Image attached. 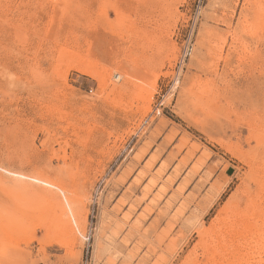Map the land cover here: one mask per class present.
Returning <instances> with one entry per match:
<instances>
[{"label": "rangeland", "instance_id": "obj_1", "mask_svg": "<svg viewBox=\"0 0 264 264\" xmlns=\"http://www.w3.org/2000/svg\"><path fill=\"white\" fill-rule=\"evenodd\" d=\"M263 185L264 0H0V264H264Z\"/></svg>", "mask_w": 264, "mask_h": 264}, {"label": "bare ground", "instance_id": "obj_2", "mask_svg": "<svg viewBox=\"0 0 264 264\" xmlns=\"http://www.w3.org/2000/svg\"><path fill=\"white\" fill-rule=\"evenodd\" d=\"M119 77H120V75L119 74H116V76H115V78L116 79H119ZM117 89V88H116ZM113 90H115V88H113ZM18 175H21V174H18ZM23 175V174H22ZM25 177H27V178H31V179H33V180H37V181H40V182H42L43 181V179H41V178H39L38 176H26V175H24ZM253 176V175H252ZM253 179V178H252ZM255 180H256V178H255ZM260 183V182H259ZM258 184V183H257ZM264 186V185H263ZM254 198V197H253ZM254 200V199H253ZM256 202V201H255ZM261 202V201H260ZM252 206V205H251ZM260 205H258V207H259ZM262 206V205H261ZM253 211V210H252ZM247 212V211H246ZM243 213V212H242ZM262 214H264V213H262ZM241 215V214H240ZM263 216V215H262ZM252 218V217H251ZM251 221V220H250ZM217 226V225H216ZM224 226V225H223ZM258 226V225H257ZM221 227V226H220ZM262 227V226H261ZM257 228H259V227H257ZM253 229V228H252ZM217 230V229H216ZM244 230V229H243ZM211 231V230H210ZM261 231H263V230H261ZM219 232V231H218ZM221 232V231H220ZM220 234V233H219ZM263 235V234H262ZM211 236V235H210ZM208 239H210L211 241V243L212 242H214V240H215V237H214V235L213 236H211L210 238H208ZM221 240H223V239H221ZM211 248V245L208 243V244H206L205 245V251H209L208 250V248ZM217 247V246H216ZM216 250V249H215ZM208 256H209V254H208ZM214 258V257H213ZM264 260V259H263ZM191 262V261H190ZM194 264H195V262H194ZM207 264V263H206Z\"/></svg>", "mask_w": 264, "mask_h": 264}]
</instances>
